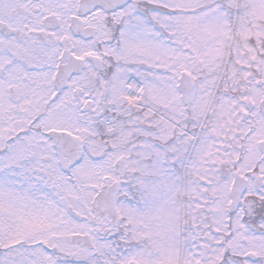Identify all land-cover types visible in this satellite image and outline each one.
I'll return each mask as SVG.
<instances>
[{
    "label": "snow or ice",
    "instance_id": "6c2138e0",
    "mask_svg": "<svg viewBox=\"0 0 264 264\" xmlns=\"http://www.w3.org/2000/svg\"><path fill=\"white\" fill-rule=\"evenodd\" d=\"M0 264H264V0H0Z\"/></svg>",
    "mask_w": 264,
    "mask_h": 264
}]
</instances>
